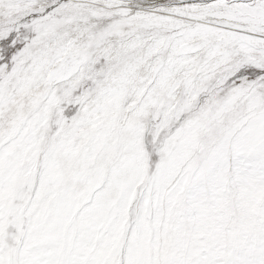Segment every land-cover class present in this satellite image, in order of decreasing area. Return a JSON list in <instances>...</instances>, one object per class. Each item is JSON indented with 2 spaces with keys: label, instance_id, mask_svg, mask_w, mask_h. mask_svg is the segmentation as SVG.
Here are the masks:
<instances>
[{
  "label": "snow or ice",
  "instance_id": "snow-or-ice-1",
  "mask_svg": "<svg viewBox=\"0 0 264 264\" xmlns=\"http://www.w3.org/2000/svg\"><path fill=\"white\" fill-rule=\"evenodd\" d=\"M0 264H264V0H0Z\"/></svg>",
  "mask_w": 264,
  "mask_h": 264
}]
</instances>
